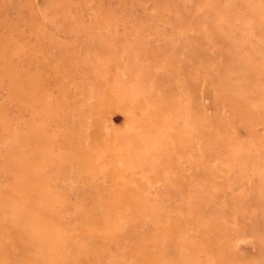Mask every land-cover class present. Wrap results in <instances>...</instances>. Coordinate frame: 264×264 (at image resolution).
Instances as JSON below:
<instances>
[{"label":"rangeland","instance_id":"rangeland-1","mask_svg":"<svg viewBox=\"0 0 264 264\" xmlns=\"http://www.w3.org/2000/svg\"><path fill=\"white\" fill-rule=\"evenodd\" d=\"M0 264H264V0H0Z\"/></svg>","mask_w":264,"mask_h":264},{"label":"bare ground","instance_id":"bare-ground-1","mask_svg":"<svg viewBox=\"0 0 264 264\" xmlns=\"http://www.w3.org/2000/svg\"><path fill=\"white\" fill-rule=\"evenodd\" d=\"M134 248H136V247H134Z\"/></svg>","mask_w":264,"mask_h":264}]
</instances>
